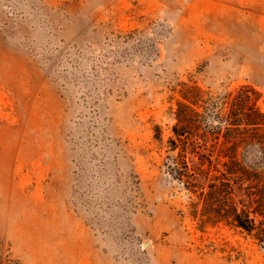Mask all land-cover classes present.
Masks as SVG:
<instances>
[{
    "label": "rangeland",
    "instance_id": "1",
    "mask_svg": "<svg viewBox=\"0 0 264 264\" xmlns=\"http://www.w3.org/2000/svg\"><path fill=\"white\" fill-rule=\"evenodd\" d=\"M182 83L264 111V0H0V264H264L210 189L264 197V145L209 140L205 200L168 173Z\"/></svg>",
    "mask_w": 264,
    "mask_h": 264
},
{
    "label": "trees",
    "instance_id": "2",
    "mask_svg": "<svg viewBox=\"0 0 264 264\" xmlns=\"http://www.w3.org/2000/svg\"><path fill=\"white\" fill-rule=\"evenodd\" d=\"M180 91L183 101L178 103L175 113L177 123L173 127L174 137L169 141L172 151H179L176 158L169 157L171 161L167 166L168 173L177 181L183 183L188 190L198 194L201 200H205V187L201 179L209 178V171L205 169H216L218 159L214 158V150L208 148L209 140L215 144L223 139V145H231L227 151L237 147L260 143L264 145V111L258 106L259 93L247 86L229 93L218 101L208 95L198 86L181 84ZM207 97V98H206ZM202 104V105H200ZM203 106L205 113L198 111ZM213 110L212 113L209 111ZM208 115L213 116L217 125L208 121ZM264 147V146H263ZM192 157L193 159H190ZM234 168L240 163L230 157ZM232 169L228 174H237ZM225 176V175H224ZM241 176H236L240 181ZM217 184L216 179L210 184L214 202L225 203V208L214 211V219L231 221V223L246 232L252 233L258 229L256 214L264 219V197L257 195L260 189L247 187V201L240 199L236 201V187L231 183ZM222 187V188H221ZM227 188V190H224ZM254 189V191H253ZM243 190L242 185L240 191ZM248 202V204H247ZM241 204V207H240ZM254 206V211H250ZM202 216H205L203 212ZM263 229L260 230V240L264 239V220L261 222Z\"/></svg>",
    "mask_w": 264,
    "mask_h": 264
}]
</instances>
